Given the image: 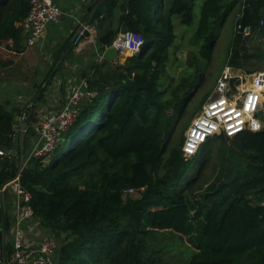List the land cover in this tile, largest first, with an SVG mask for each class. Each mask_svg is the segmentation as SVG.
Returning <instances> with one entry per match:
<instances>
[{"label":"trees","instance_id":"trees-1","mask_svg":"<svg viewBox=\"0 0 264 264\" xmlns=\"http://www.w3.org/2000/svg\"><path fill=\"white\" fill-rule=\"evenodd\" d=\"M197 1L127 0L118 31L141 33L150 52L131 55L111 75L101 70L100 78L98 67L94 75L85 74L96 95L48 154L31 157L22 168L21 184L32 194L34 214L45 225L75 235L61 245L56 264H160L156 248L165 236L188 250V264H264V129L235 137L246 156L245 170L233 167L224 182L220 175L207 181L214 142L232 138H213L187 160L183 131L175 139V130L186 115L193 84L182 79L170 99L159 88L177 38L175 19L191 25ZM250 1L253 11H247L243 22L256 31L264 19V0ZM238 4L204 0L194 36L207 40L215 23L223 24ZM29 13L28 0H0V45L5 43L9 51L24 48ZM9 53L0 65L8 64ZM33 117L34 111L24 147L35 134ZM13 118L0 102V146L17 151L20 140L13 133L19 125ZM18 169L15 162L3 164L0 187ZM131 189L140 197H125Z\"/></svg>","mask_w":264,"mask_h":264},{"label":"built area","instance_id":"built-area-1","mask_svg":"<svg viewBox=\"0 0 264 264\" xmlns=\"http://www.w3.org/2000/svg\"><path fill=\"white\" fill-rule=\"evenodd\" d=\"M30 13L24 22L26 44L33 46L44 35L51 23H58L63 10L57 0H28ZM239 10L235 17L236 34L248 36L252 26L243 22L250 0H239ZM264 25V19L261 20ZM143 35L135 31L120 32L108 47L117 52L138 54L144 45ZM5 69L0 65V77ZM96 91L90 88L87 79H82L68 94L65 104L56 111H48L40 116L33 127L38 131L30 157L48 154L60 141L61 133L68 130L79 115L83 102L90 101ZM32 105H27L20 116V125L14 130V137H20L21 123L32 114ZM264 129V69L245 71L227 64L217 79L212 95L202 105L186 130L182 147L184 156L192 158L211 139L226 136L235 138L245 131L257 132ZM5 151L0 148V155ZM132 190V189H131ZM12 193L17 201L16 226L10 244L5 241L0 246V264H56L61 245L50 229L45 228L40 217L34 214L32 194L21 184L20 174L0 187V198L4 192ZM26 219L34 223L37 243H29L24 230ZM2 224V223H1ZM2 229V227H0ZM45 231H49L47 235ZM35 237V236H34Z\"/></svg>","mask_w":264,"mask_h":264},{"label":"crops","instance_id":"crops-1","mask_svg":"<svg viewBox=\"0 0 264 264\" xmlns=\"http://www.w3.org/2000/svg\"><path fill=\"white\" fill-rule=\"evenodd\" d=\"M99 1L101 0H57L63 10L61 21L49 24L44 35L35 45L28 46L25 40L23 43L25 46L21 51H9L6 46H0V49L5 50L1 51L0 59L10 54L9 52L12 53L8 64L1 65L5 69V75L0 77V102L14 114L15 127L20 125L18 124L20 116L27 105L33 106L32 122L38 123L43 113L62 108L69 92L82 79L88 80V76L94 75V67L99 68L101 78V70L111 75L112 70L117 66L125 64L128 55L124 52H117L114 59H107L105 49L108 46L101 47L98 40L100 35L111 29L114 30L112 40L120 33L118 31H121L120 17L128 12L127 0H105L98 6V9L105 12V16L90 27L93 29L94 36L85 37L78 42L72 40L79 25L89 17L88 6H94ZM95 26H97L96 30ZM148 47L149 51L150 46ZM104 62L107 63L106 68L101 69ZM25 66L28 68L26 72L24 71ZM41 92H43L42 96ZM87 102H83V105L85 106ZM30 135L26 141L27 147L22 148L25 152H31L38 139L36 133ZM10 153L16 156V149H12ZM27 161L25 159L24 163ZM16 209L15 196L9 191L4 192L0 198V213L2 214L0 227H2L3 220L6 217L9 218L7 245L10 244L16 226ZM25 222L23 226L28 242L37 243L39 240H36L38 236L35 234L33 221L26 219ZM48 233L50 232L45 231L46 235Z\"/></svg>","mask_w":264,"mask_h":264},{"label":"rangeland","instance_id":"rangeland-1","mask_svg":"<svg viewBox=\"0 0 264 264\" xmlns=\"http://www.w3.org/2000/svg\"><path fill=\"white\" fill-rule=\"evenodd\" d=\"M203 3L204 0L197 1L194 9L195 18L191 25H182L179 17L175 19L177 38L170 49V56L166 62L159 84V88L163 91L165 99L171 98L170 92L179 85L182 79L188 78L191 84H193V92L187 100L186 115L176 125L175 139L180 137L182 131L185 137L190 122L200 110L199 108L196 109L199 105L198 103L205 94L212 95L217 79L227 64L230 63L245 71L264 69V25L260 26L256 31L252 29V33L248 36L236 34L234 23L236 13L239 10L238 5L227 16L223 24L215 23L216 28L207 40L196 38L194 33L199 24ZM247 11L252 13L253 10L249 7ZM208 40L211 41L208 43L206 42ZM3 46H6V44L3 43ZM148 46H146L142 54L147 55L150 52V50H147L149 49ZM208 50L210 52L209 55ZM1 51L5 50L0 49V53ZM124 53L129 57L136 54L131 52ZM27 69V66H25L24 71L26 72ZM194 111L197 112L193 114ZM169 114L174 115L172 108L169 109ZM192 114L193 116L191 117ZM34 131L38 138V131L36 129ZM0 148L5 151L4 155H0V167H3V164L5 165L7 162L10 164L15 162L18 168H20V159L23 154V168L25 166L24 164H26L24 160L31 158L30 152H25V149L23 151L21 147L17 149L16 156H12L10 153L12 149L1 146ZM23 148L25 147L23 146ZM185 158L187 160L191 159ZM233 167H236V172L247 168L245 153L240 149L236 139L224 138L215 141L210 153V162L205 168L204 179L208 181L213 175H220V181L222 183L225 181L224 174L226 171L228 172ZM193 172L194 169L189 174H193ZM161 173L165 174L166 170L162 169ZM140 195L135 190L125 192V197L136 198L140 197ZM43 225L53 232L60 244L72 241L75 237L71 231L47 226L44 222ZM162 240L164 243L156 248L158 250L157 256L161 259L160 264H188V250L179 240H175L170 236H165Z\"/></svg>","mask_w":264,"mask_h":264},{"label":"water","instance_id":"water-1","mask_svg":"<svg viewBox=\"0 0 264 264\" xmlns=\"http://www.w3.org/2000/svg\"><path fill=\"white\" fill-rule=\"evenodd\" d=\"M105 0H101L99 1L96 5H89L88 6V11H89V17H87L83 23H81L78 27V29L76 30L72 40L75 41L77 40L80 41L82 39H84L85 37L87 38H91L92 36H94L93 34V29H91L90 27L95 25V22L98 20V19H101L103 16H105V12L103 10H100L98 9V6L103 3ZM96 27H94V29L96 30ZM114 35V30L111 29L109 31H107L106 33L102 34L99 36V43L101 45V47L103 46L104 48L106 46L109 45V43L111 42L112 40V37ZM145 49V43L144 45H142L140 47V51L138 54L142 53ZM117 55V50L113 47H106L105 49V57L107 59H114ZM32 112H33V109H32ZM28 126V122L27 121H24L23 123H21V126H20V137H19V140H20V145H21V148H23V144H24V138H25V131H26V127ZM22 164H23V154L21 156V159H20V168L18 170V174H21V171H22ZM9 227H10V220L9 218H5L3 220V223H2V229H0V246L3 244V242L5 241V238H6V235H7V231L9 230Z\"/></svg>","mask_w":264,"mask_h":264}]
</instances>
